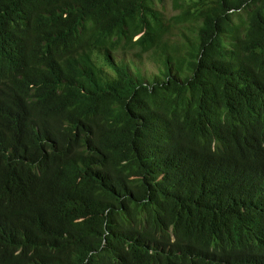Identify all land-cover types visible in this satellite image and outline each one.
<instances>
[{
	"label": "trees",
	"instance_id": "16d2710c",
	"mask_svg": "<svg viewBox=\"0 0 264 264\" xmlns=\"http://www.w3.org/2000/svg\"><path fill=\"white\" fill-rule=\"evenodd\" d=\"M173 1L0 0V264H264V0Z\"/></svg>",
	"mask_w": 264,
	"mask_h": 264
},
{
	"label": "rangeland",
	"instance_id": "374dc122",
	"mask_svg": "<svg viewBox=\"0 0 264 264\" xmlns=\"http://www.w3.org/2000/svg\"><path fill=\"white\" fill-rule=\"evenodd\" d=\"M181 1L186 2L191 0ZM162 10L166 14L167 19L170 21L182 13L181 8L176 7L173 0H165ZM196 25V23H187L175 26L172 33V40L176 44L181 45V43H185L187 41V37L194 39ZM117 59L121 61L126 60L132 72L137 73L140 71L147 79L155 78L158 75H161L157 61L152 55H147L140 60L137 59L134 54H120L117 55Z\"/></svg>",
	"mask_w": 264,
	"mask_h": 264
}]
</instances>
